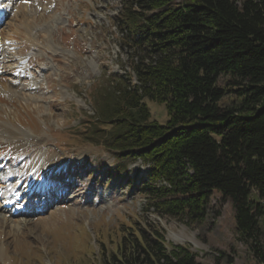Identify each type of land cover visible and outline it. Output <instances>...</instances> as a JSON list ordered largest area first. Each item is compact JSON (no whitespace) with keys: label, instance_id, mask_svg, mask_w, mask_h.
I'll return each mask as SVG.
<instances>
[{"label":"trees","instance_id":"trees-1","mask_svg":"<svg viewBox=\"0 0 264 264\" xmlns=\"http://www.w3.org/2000/svg\"><path fill=\"white\" fill-rule=\"evenodd\" d=\"M115 25L125 73L108 76L88 140L121 177V162L149 168L141 193L161 216L202 222L215 193L231 201L239 239L264 264V0H122ZM148 100L166 105L165 124ZM101 264L202 263L139 221Z\"/></svg>","mask_w":264,"mask_h":264},{"label":"rangeland","instance_id":"rangeland-1","mask_svg":"<svg viewBox=\"0 0 264 264\" xmlns=\"http://www.w3.org/2000/svg\"><path fill=\"white\" fill-rule=\"evenodd\" d=\"M121 6L122 0H4L0 174L13 168L25 182L48 169L53 179L70 182L57 188L67 192L62 201L36 198L27 209L37 205L35 214L0 210V264H101L139 221L159 227L168 247H189L202 264H260L238 237L231 201L215 193L202 222L161 216L141 193L149 168L141 160L121 162L128 166L121 177L120 161L88 140V116L108 76L125 73L115 25ZM147 102L165 124L166 105Z\"/></svg>","mask_w":264,"mask_h":264},{"label":"bare ground","instance_id":"bare-ground-1","mask_svg":"<svg viewBox=\"0 0 264 264\" xmlns=\"http://www.w3.org/2000/svg\"><path fill=\"white\" fill-rule=\"evenodd\" d=\"M2 42H3V45H6V43L8 42V40L3 39ZM6 136H7V135H6ZM36 156H37V155H36ZM37 157H38V156H37ZM33 159H34V157H33ZM33 159H32V160H33ZM35 159H36V158H35ZM34 161H35V160H34ZM43 189H47V187H44ZM39 191H40V190H39ZM10 192H11L10 189H6V190H4V192L1 193V195H5V197L7 198V197L10 195ZM58 193H59V195L61 194L60 191H59ZM60 196H62V194H61ZM1 220H2V219H1ZM174 237H175L176 240H180L179 237H178L177 235H174ZM188 239H189V241H190L191 243H193V244L199 246V243L196 242L194 236H193V237H189Z\"/></svg>","mask_w":264,"mask_h":264},{"label":"snow or ice","instance_id":"snow-or-ice-1","mask_svg":"<svg viewBox=\"0 0 264 264\" xmlns=\"http://www.w3.org/2000/svg\"><path fill=\"white\" fill-rule=\"evenodd\" d=\"M4 4H3V0H0V8H3Z\"/></svg>","mask_w":264,"mask_h":264}]
</instances>
